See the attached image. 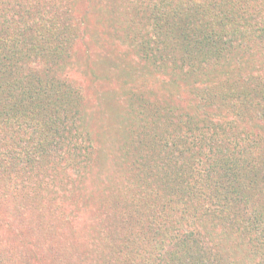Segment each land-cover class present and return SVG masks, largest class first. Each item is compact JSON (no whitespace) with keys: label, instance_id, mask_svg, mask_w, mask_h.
<instances>
[{"label":"rangeland","instance_id":"obj_1","mask_svg":"<svg viewBox=\"0 0 264 264\" xmlns=\"http://www.w3.org/2000/svg\"><path fill=\"white\" fill-rule=\"evenodd\" d=\"M27 2L44 7L41 11L49 17V22L61 32L64 29V37L57 40L63 43V48L56 59L45 53L27 57L18 69L30 74L24 81L26 86L36 80H50L54 86H60L55 113L47 118L51 123L54 116H61L55 124L70 127V133L59 138L60 142L67 139L63 144H48L44 150L28 147L26 150L32 153V158L27 155L30 163L22 161V164L11 163L6 147L16 143V137L0 133V153L3 152L0 154V237L14 244H9L10 249L19 243L23 248L27 245L24 250L30 252V264H42L39 258L45 264H66L53 259L47 250L42 252L48 245L53 246V241H60L59 252L68 257L76 252L78 260L88 255L95 257L82 241L74 243L73 216L76 212L81 215L84 207L87 213L98 209L97 201L103 200L101 182H108L107 173L122 163L123 156L131 166L136 161L137 187L124 170L119 171L122 184L114 187L121 205H128L138 198L134 192L144 186L142 174L152 164L153 169L158 168L160 177L156 179L161 185H165L161 179L164 172H169L171 162L176 160L175 164L182 168V182L193 185L197 181L189 174L196 166L185 163L181 156L199 143L202 136H213L212 143L218 146L223 145L225 136L210 128L207 115L218 121L231 119L230 114L239 115L234 119L236 126L228 131L232 136L242 131L241 124L253 134H264L262 122L255 119L264 109V42L256 36L259 19L254 17L247 23L250 33L237 36H229L219 26L207 25L215 15L230 8L227 0ZM11 3L0 0V8ZM248 3L264 9V0ZM246 11L250 14L253 8ZM161 16L169 18L166 23L173 25L175 35L168 42L164 39V43L155 41V34L161 32L156 19L160 20ZM163 24L159 25L165 31L169 27ZM210 29L217 36L211 41L203 40L202 33ZM223 40L227 41L223 43ZM154 47L160 50L156 58ZM174 47L181 51L172 52ZM191 55L195 64L190 61ZM211 94H215L214 98ZM219 125V129L229 127L222 122ZM34 154L39 157L35 158ZM206 157L199 162V169L209 163L204 161ZM154 192L150 188L151 198ZM249 195L246 215L255 207L264 208V187L259 191L253 188ZM191 196H170L166 204L168 213L162 216L168 217V221L177 219L181 215L177 206L179 198L188 201L193 199ZM29 202L34 211L29 210ZM37 215H42L47 225L36 226L33 216ZM102 220L97 215L96 223ZM80 239L84 240L83 234ZM78 244L82 248L76 247ZM168 248L165 245L162 251ZM34 251L38 252L36 256ZM100 256L96 258L99 261ZM263 261L264 253L253 249L247 264Z\"/></svg>","mask_w":264,"mask_h":264},{"label":"trees","instance_id":"obj_2","mask_svg":"<svg viewBox=\"0 0 264 264\" xmlns=\"http://www.w3.org/2000/svg\"><path fill=\"white\" fill-rule=\"evenodd\" d=\"M227 1L230 8L215 15L207 25L219 26L221 30H227L229 36H237L250 33L246 25L255 17L260 24L256 36L259 35V40L264 42V9L248 3L252 0ZM11 2L9 7L0 8V133H4L6 137H16V143L6 147L9 148L11 163L22 164V161L30 163V159L26 157L32 156L26 150L28 147L44 150L48 144H63L67 139L63 138L60 142L59 138L70 133V127L55 124L61 116H54L51 123L47 118V115L51 118V113H55V100L60 93V86H54L50 80L38 82L36 79V82H29L26 86L24 81L30 74H23L18 69L20 62L27 57H38L45 53L56 59L61 47L63 48V43L60 42V45L57 40L64 37V29L61 28V32L52 21L49 22V17L41 11L44 7L32 6L27 0ZM236 3L237 6L234 5ZM250 7L253 12L247 14L246 10ZM166 17L156 19V27L161 31L155 34L156 42L161 40L164 43V39L168 42L175 36L173 25L166 23L169 20ZM162 22H165L163 27H169L165 31L159 25ZM213 36L217 34L212 29L202 33V39L206 41H211ZM226 41L223 40V43ZM162 43L160 44L163 46ZM194 45L196 43L193 42ZM178 48H171V51H181ZM207 51L211 52L210 49ZM152 52L156 58L160 50L154 47ZM199 54L202 58V52ZM193 59L194 56L191 55L190 61L195 64ZM201 62L202 59L197 65ZM211 95L214 98L215 94ZM263 111L264 109L259 112V117L255 116V119L262 122L261 127L264 126ZM230 115L231 119L221 118L219 121L211 115L206 116L210 128L216 134L225 135L223 145L212 143V135L209 138L202 136L199 143H195L189 152L181 156L185 158V163L190 162L192 166H196L189 171L191 178L197 180L196 184L182 182V168L175 164L178 162L176 160L171 162L170 171L164 172L161 179L165 181V185H161L156 179V176L160 177L157 174L158 168L153 169L152 164L150 170L142 174L145 187H138L134 192L138 198L135 197L128 205H121L120 195L114 190L117 184H122L120 178L123 177L119 176V171L124 170L134 187H137L138 182L134 179L137 177L136 161L131 166L126 164L123 156V164L107 173L108 182H101L103 200L97 201L98 209L92 210L89 207L93 212L87 213V207H84L81 215L76 212L73 216V232L76 231L74 243L75 240L82 241L83 245L90 248L86 250L91 251L95 257L88 255L78 260V252L68 257L63 251L59 252L60 241H53L54 245H48L42 252L46 253L47 250L53 255V259L57 258L66 264H79V261H82L81 264H92L99 254L101 260H97L96 264H247L253 249L257 253H264V208L247 210V215L245 209L250 205L248 201L251 190L255 188L259 191L264 187V134H253L249 127L241 124L242 131L236 136L230 135L228 131L236 126L234 119L239 117L237 114ZM221 122L229 124V127L225 125L219 129ZM44 152L46 151H41L43 154ZM34 156L39 157L36 154ZM204 157L207 158L204 161L208 160L209 163L199 169V162ZM22 174L25 175L24 172ZM150 188L155 191L153 198L149 193ZM142 194L145 195L141 198ZM174 194H190L193 199L185 201L186 198L180 197L177 206L181 215L168 221V217L162 215H167V200ZM30 202L28 208L34 211L31 210L33 205ZM97 215L103 218L99 223H96ZM33 217L36 226L42 223L47 225L42 215ZM89 223L93 225L90 226ZM82 234L84 240L80 239ZM4 241V237H0V264H30V252L24 250L27 245L23 248L19 243L10 249L9 244L13 243L9 239L3 243ZM165 245H169V248L162 251ZM76 247L82 248V245L78 244ZM34 254L36 256L38 252L34 251ZM39 260L45 264L41 258ZM260 264H264V261Z\"/></svg>","mask_w":264,"mask_h":264}]
</instances>
